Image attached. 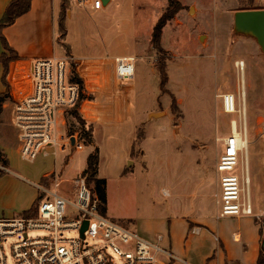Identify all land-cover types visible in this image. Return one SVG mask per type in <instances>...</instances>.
<instances>
[{"label": "rangeland", "instance_id": "1", "mask_svg": "<svg viewBox=\"0 0 264 264\" xmlns=\"http://www.w3.org/2000/svg\"><path fill=\"white\" fill-rule=\"evenodd\" d=\"M77 1L82 6L80 0ZM180 1L186 5L197 4L200 12L196 15L194 7L181 10L163 30L161 45L165 55L160 57L168 59V82L163 90L156 66L160 57L152 45L143 44L141 49H136L133 41L137 38L147 41L167 7L163 8L167 0H117L106 13L95 17L90 11L86 12L84 6L74 7L72 19L66 24L69 25L67 43L73 47L76 57H139L136 75L127 83L134 88L129 97L131 114L127 121L114 127L92 124L95 130L93 145L86 146L81 153L71 154L61 172L64 180L61 190L68 194L73 189V181L86 171L88 156L97 150L99 158L101 154L100 179L106 181L109 213L106 216L130 229L132 226L127 219L112 217L115 207L121 213L147 215L154 209L153 204L167 203L172 195L186 197L192 206L199 195L208 203L215 187V165L224 151L221 138L230 136L229 125L233 118L223 113L217 95L230 91L238 95L240 87L241 92L245 91L248 111L251 196L264 209V46L249 36L226 32L222 26L225 18L218 13V8L214 9L215 4L220 5L223 0ZM231 2L238 9L264 10V0ZM69 7L66 18L70 15L71 5ZM58 10L55 12L56 26L60 18ZM202 33H208L210 39ZM59 39L58 43L62 44ZM60 44L57 53L61 52ZM237 61L243 62L242 71ZM15 62L9 64L6 87L4 67L0 62V93L5 95L0 147L6 150L9 168L24 179L7 172L0 174V214L4 212L6 218H27L20 211L35 187L25 180L42 183L40 177L51 167L54 157L41 156L30 163L17 151L18 132L12 123L11 100L12 94L17 97L16 91L27 90L29 74L26 63ZM174 99L176 109L172 108ZM68 119V131H78L80 126L70 114ZM63 156L58 154V158ZM121 164L125 172L135 173V185L115 182ZM0 167L7 168L1 162ZM238 171L240 174V167ZM202 181L206 184L203 191ZM90 187L99 205L95 182ZM256 221L261 227L263 243L264 217H257ZM61 235L72 237L77 233Z\"/></svg>", "mask_w": 264, "mask_h": 264}, {"label": "built area", "instance_id": "2", "mask_svg": "<svg viewBox=\"0 0 264 264\" xmlns=\"http://www.w3.org/2000/svg\"><path fill=\"white\" fill-rule=\"evenodd\" d=\"M80 2L86 7L89 0ZM92 6L99 10L104 4L94 0ZM100 61L112 67L119 84L126 85L135 77L137 57H106ZM85 63L70 55L33 60L27 64V90L16 92L17 97L12 94V123L18 132L21 158L34 163L41 156H53L55 170L46 177L48 184L25 180L39 193L35 216L0 219V264H171L175 255L160 243L147 240L100 213L87 177L76 178L69 195L61 190L62 166L72 153L86 148L79 130L68 131V114L75 109L87 123L93 118L88 111H92V97L87 96L78 70ZM236 65L242 71L243 65ZM74 75L82 80V85L74 81ZM218 98L223 113L233 118L230 136L222 139L224 151L215 168V206L222 218L254 217L247 169L249 129L245 93L227 92ZM110 116L111 122H115L114 111ZM59 153L64 154L63 159L58 158ZM0 169L9 172L7 168ZM85 222L87 228L82 237ZM64 232L77 235L63 237Z\"/></svg>", "mask_w": 264, "mask_h": 264}, {"label": "crops", "instance_id": "3", "mask_svg": "<svg viewBox=\"0 0 264 264\" xmlns=\"http://www.w3.org/2000/svg\"><path fill=\"white\" fill-rule=\"evenodd\" d=\"M11 1L12 0H0V20L4 16V13ZM93 1L94 0H89L86 7H83L79 6L77 0H70L71 11L70 15L67 17L66 24L70 19H72L73 10L75 9L74 7L87 8L86 12L90 11L91 16L95 17L106 13L111 6L117 2V0H102L104 7L102 9L95 10L92 6ZM231 3V0H223L222 4H215L214 9L216 10V8H218V13L223 15V18H225L224 21H222V26L225 28L226 32L229 33L234 31V33H236L234 30L235 13L243 10H254L255 8L238 9ZM167 5L168 2L163 8ZM182 5L184 7L182 11H187L188 8L194 7L196 15L200 12L199 6L195 3H191L189 5L182 3ZM57 8L59 9L58 11L60 15L62 0H32L30 11L18 18L13 25L3 30V36L6 38L9 46L19 57V60L14 64H28L36 59L62 58L67 55L68 50L70 56L86 62L81 65L78 70L82 76V80H84L86 92L93 98L90 102L92 103L90 105L92 111L88 110L93 118L89 121V123H97L103 127H114L119 124H123L127 121L131 114V103L129 97L131 92L134 90L133 85L119 84L114 78V71L112 67L109 65H103L100 60L106 57L114 58L124 56L103 55L76 57L73 47L67 43L69 25L66 26V28L68 27L67 36L63 42L68 49L58 43V39L60 38L58 28L59 24L58 26L55 24V12ZM160 13L162 14V12ZM202 35H205L208 40L210 39L208 33H202ZM237 35L245 36L241 34ZM146 40L147 41L145 42H141V40L137 38L133 41V44L136 45V49H141L143 44L151 46V36H148ZM59 44L61 45V52L57 53ZM4 52L5 50L0 41V56ZM232 53L234 54V51H231V54ZM26 69H28V65H26ZM239 92H241V87L240 91L238 90L237 93ZM230 93L235 92L230 91ZM112 111H114L116 116V121L113 123L111 122L110 116ZM0 148L8 161L7 168L9 172L7 173L19 179H24V177L20 174L9 168V159L4 152L6 150L3 149L2 146ZM17 151L19 152V141ZM70 158L71 156L68 159ZM59 159H63V157ZM54 161L55 158L53 159L51 167L44 171L41 175V182H43L44 179L55 170ZM100 162L101 154L99 166ZM128 163L129 161H127V164ZM122 164L124 163L122 162ZM122 164L120 173L118 174L115 182H125L135 185V173L131 170L125 172ZM99 166L98 178L100 179L102 177H100ZM247 169L250 177L252 169L248 163V156ZM205 185V182L202 181L201 191L205 189ZM143 186L146 188L145 183H143ZM216 189L217 185L215 175V187H213L208 203H206L199 195L195 199L194 205L192 206V203L185 199L186 197L179 196V198H177L172 195V199H169L167 203L158 202V205L153 204L154 209L147 215H141L139 213L129 215L128 213H121L120 209L115 207V210L112 211V217L116 219H127L131 223V228L137 231L140 236L147 240L158 242L161 246L171 251L176 257V260H173L171 264H258L260 249L262 247V232L256 218L260 216L264 217V209L252 200L253 210L255 213L254 217L244 216L222 218L219 216V212L214 202V193L216 192ZM38 197L39 193L35 188L30 200H26V204L24 208L21 209L20 213L23 214L24 212L30 210L38 200ZM106 206V214L109 215L108 204H106ZM3 215L4 212L0 214V219L6 218Z\"/></svg>", "mask_w": 264, "mask_h": 264}, {"label": "trees", "instance_id": "4", "mask_svg": "<svg viewBox=\"0 0 264 264\" xmlns=\"http://www.w3.org/2000/svg\"><path fill=\"white\" fill-rule=\"evenodd\" d=\"M168 5L166 9L164 10L163 14L157 21L155 27L153 28V32L151 35V45L152 48L155 50L156 54L160 57V55H165V49L162 48L161 41H162V34L164 28L175 18L176 15L179 14L181 10L184 9L182 3L180 0H167ZM31 3L32 0H12L10 4L8 5L4 16L0 20V41L1 44L5 50V52L0 56V62L3 64L4 67V73H3V84L6 87V78L8 75V68L9 64L13 61H18L19 57L17 53L9 46L6 38L3 36V30L11 25H13L18 18L21 16L27 14L31 9ZM69 0H62V8L59 18V34H60V41L62 42V45L68 49L66 45L63 44V42L66 39L67 36V28H66V12L70 8ZM10 54L9 56L7 54ZM67 55H69L67 50ZM167 60H163L161 57L157 61V69L161 75V87L162 90L165 89L166 84L168 82V77L166 73V67H167ZM74 81L83 84L82 80L74 75ZM5 103V95L4 93H0V123H1V117H2V111H3V104ZM177 102L174 99L172 102V108L176 109ZM70 116L75 119V121L80 126V132L84 136L86 146L93 145V138H94V127L92 124L87 123L83 118L80 116V114L77 112V110H71ZM99 154L96 150L94 153L90 154L87 158V169L83 173V176L87 177V181L89 186L92 182H95V189L98 194L99 199V211L102 215H106V181L104 179L97 178L98 174V166H99ZM0 162L8 167V161L4 158V153L0 148ZM5 171L0 170V174H4ZM45 184L49 183V179L45 178L43 181ZM39 201L37 200L36 203L33 205V207L24 212L23 215L27 217H33L37 213ZM258 264H264V245H262L260 249V255L258 258Z\"/></svg>", "mask_w": 264, "mask_h": 264}, {"label": "water", "instance_id": "5", "mask_svg": "<svg viewBox=\"0 0 264 264\" xmlns=\"http://www.w3.org/2000/svg\"><path fill=\"white\" fill-rule=\"evenodd\" d=\"M234 30L237 34L245 35L256 39L264 46V10H243L235 13ZM87 228V222L84 223L81 235ZM264 245V241L262 243Z\"/></svg>", "mask_w": 264, "mask_h": 264}, {"label": "bare ground", "instance_id": "6", "mask_svg": "<svg viewBox=\"0 0 264 264\" xmlns=\"http://www.w3.org/2000/svg\"><path fill=\"white\" fill-rule=\"evenodd\" d=\"M239 64H242L243 65V63L242 62H239ZM244 90V89H243ZM244 92V91H243ZM245 93V92H244Z\"/></svg>", "mask_w": 264, "mask_h": 264}]
</instances>
